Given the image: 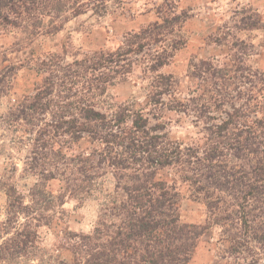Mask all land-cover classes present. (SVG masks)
Returning a JSON list of instances; mask_svg holds the SVG:
<instances>
[{
    "label": "clouds",
    "instance_id": "clouds-1",
    "mask_svg": "<svg viewBox=\"0 0 264 264\" xmlns=\"http://www.w3.org/2000/svg\"><path fill=\"white\" fill-rule=\"evenodd\" d=\"M46 2L31 16L21 8L6 26L0 21V264H88L114 234L129 203L125 188L134 186L188 233L173 245L186 249L184 264H264V202L228 197L212 207L216 197L206 198L202 179L215 148L212 165L264 186L254 174L264 168V0ZM56 3L63 4L59 13ZM153 26L158 33L135 39ZM129 60L136 61L130 71ZM202 62L208 70L191 76ZM160 77H171L167 92ZM46 90V108L33 113L29 106ZM157 92L159 104L151 100ZM85 112L99 119L90 122ZM136 113L160 126L150 133L160 139L133 163L112 136L131 128ZM121 116L130 118L117 126ZM41 173H55V193L53 179L45 182ZM9 187L30 215L8 211ZM34 187L54 202L63 197L52 209L67 221L50 225L55 241L45 239L43 224L36 227L34 217L52 212L36 209ZM88 205L92 221L68 238V224L79 222L73 208ZM29 222L36 239L25 246L17 234ZM141 254L129 260L121 252L115 260L135 264Z\"/></svg>",
    "mask_w": 264,
    "mask_h": 264
},
{
    "label": "trees",
    "instance_id": "trees-1",
    "mask_svg": "<svg viewBox=\"0 0 264 264\" xmlns=\"http://www.w3.org/2000/svg\"><path fill=\"white\" fill-rule=\"evenodd\" d=\"M47 7L48 3L46 0H0V21L6 26L10 21L8 19V14H14L17 17L20 16V9L23 8L25 13L31 16L38 8ZM63 8V4L56 3L54 5V10L59 13ZM160 11L159 9L157 10ZM171 11V9H169ZM79 12V10H77ZM182 17H185V13H181L180 17L174 18L172 21H165V26H170L173 23H177ZM13 26H18L15 22H12ZM246 23V21H242ZM36 25H34L35 27ZM159 28L153 26L151 30H146L141 32L140 36L135 39H143L145 37H152L153 32H159ZM159 42L158 40L156 41ZM217 44L221 41L217 40ZM145 45L141 44L139 48L136 49L135 55H139ZM175 47V45H173ZM131 52V49H129ZM157 60L163 62L166 58L163 54L156 58ZM135 60H129V71L131 70V65L135 63ZM158 65L152 67V71L156 70ZM208 66L204 65L203 62L197 68L195 73L190 75L199 78L201 71H207ZM11 69H9V72ZM213 77L218 75L217 73L212 74ZM171 77H160L159 83L165 85V92L171 87L170 84ZM47 94V90L44 93L38 94L32 105L29 106V110L33 113L37 110H42L46 108V105H41L40 100ZM161 93L157 92L151 97V100L155 104H159ZM87 120L95 121L99 119L98 115L92 112L83 113ZM128 116H121L117 118V126L122 123ZM155 119V117H153ZM74 121L68 125V131H74ZM63 124H58L55 126V132L59 134L60 128ZM160 126H149V120L147 118H142L138 113L134 114L133 125L128 129H120L121 135L119 137L112 136V140L115 142L119 140V144L124 146L125 152H127L128 157L133 161V163H138L136 154L142 151H148L149 146H154L160 139L159 135H151L150 133H158ZM74 138L75 135H74ZM40 137H38V142ZM127 141V143H125ZM43 147V145H42ZM239 156V152L236 153ZM217 157L215 148L209 153V165L206 166V171L202 175L204 185L209 191L206 193V198L211 196L216 197L211 202L212 207L221 208L227 203V198L232 197L233 200L241 199L247 200L248 198H254L260 202H264V186L259 185H249L245 181L244 176H237L235 172L228 169L224 164H211V160ZM123 167H127L124 162H120ZM35 161L33 163V168H35ZM254 174L258 179H264V168H259L254 170ZM43 180L53 179L51 182V187L53 193L57 191V183L55 180V173H49L48 176H43ZM2 187V185H0ZM125 191L129 193V203L128 206L123 210V218L120 220L118 225H113L115 229L114 234L111 235V239L106 240L103 245H97L101 248L100 252L94 253L88 264H117L115 257L119 253L123 252L127 259L133 260L138 253H142L139 256V260L135 261V264H184V262L179 258L181 253L186 249L181 247H174L175 241L179 240L181 237L187 236V232L184 228H180L176 224V219L174 213H165L161 211L163 207L162 203L157 202V204H152L151 201L145 202L144 196L139 194V188L133 187L130 191L125 188ZM135 193V194H133ZM9 197L10 203L8 204V211H13L14 209L23 212L25 215H30L28 209H20L19 201L22 197L16 196L15 189L12 187L8 188L5 193ZM29 195L35 201L36 209L43 208L44 212H52V209L56 206L57 202L62 201L63 197H57L54 202L50 194H45L43 191L34 187ZM14 198V199H13ZM178 211L177 218L180 217V209ZM55 212L52 215L45 217L43 212L39 216L34 217L36 220V227L41 224L47 226L52 222ZM230 215V214H229ZM228 217H224L227 219ZM255 219V217H253ZM246 223V221H245ZM31 223L25 225V231L23 233L17 234V240L23 237L22 243L25 246L30 241L36 239V234L30 231ZM96 238L103 239V234H99V229L96 230ZM75 233H67L68 238H74ZM22 250V249H21ZM131 252V257L127 254ZM121 264H126V262H121Z\"/></svg>",
    "mask_w": 264,
    "mask_h": 264
},
{
    "label": "rangeland",
    "instance_id": "rangeland-1",
    "mask_svg": "<svg viewBox=\"0 0 264 264\" xmlns=\"http://www.w3.org/2000/svg\"><path fill=\"white\" fill-rule=\"evenodd\" d=\"M74 212H78L79 216V222L73 221L71 224H68V229L70 233H74L71 230L80 228L82 226H87L95 216V209L91 205L88 206H77L76 208H73ZM183 215V209L180 208V216ZM67 221L64 218V214L61 213V215L55 214V216L52 219V222L48 224L47 226L42 225L45 229H47V233L45 234V239H51L52 241H55L57 233H54L50 227V225L56 224L57 226L59 224H66ZM66 234V233H65Z\"/></svg>",
    "mask_w": 264,
    "mask_h": 264
}]
</instances>
